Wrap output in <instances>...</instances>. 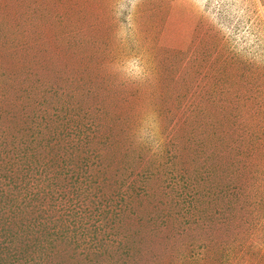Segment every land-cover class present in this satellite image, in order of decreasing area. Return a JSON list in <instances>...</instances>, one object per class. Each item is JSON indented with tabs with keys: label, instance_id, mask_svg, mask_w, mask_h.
Listing matches in <instances>:
<instances>
[{
	"label": "rangeland",
	"instance_id": "rangeland-1",
	"mask_svg": "<svg viewBox=\"0 0 264 264\" xmlns=\"http://www.w3.org/2000/svg\"><path fill=\"white\" fill-rule=\"evenodd\" d=\"M0 264H264V0H0Z\"/></svg>",
	"mask_w": 264,
	"mask_h": 264
}]
</instances>
